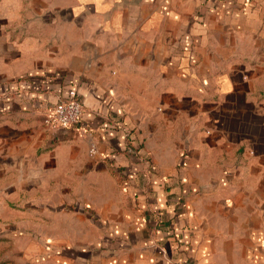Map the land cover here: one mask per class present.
<instances>
[{"label":"crops","instance_id":"crops-1","mask_svg":"<svg viewBox=\"0 0 264 264\" xmlns=\"http://www.w3.org/2000/svg\"><path fill=\"white\" fill-rule=\"evenodd\" d=\"M0 264H264V0H0Z\"/></svg>","mask_w":264,"mask_h":264},{"label":"built area","instance_id":"built-area-1","mask_svg":"<svg viewBox=\"0 0 264 264\" xmlns=\"http://www.w3.org/2000/svg\"><path fill=\"white\" fill-rule=\"evenodd\" d=\"M83 105L77 97L60 98L47 110L45 122L53 127L72 128L80 124Z\"/></svg>","mask_w":264,"mask_h":264},{"label":"trees","instance_id":"trees-1","mask_svg":"<svg viewBox=\"0 0 264 264\" xmlns=\"http://www.w3.org/2000/svg\"><path fill=\"white\" fill-rule=\"evenodd\" d=\"M75 97V96H74ZM132 132V131H131ZM131 132H129L130 134H131ZM130 134H128V136L129 137H127V139H126V144H127V146L128 147H130V148H132V150H134L135 151V153H137V155L139 156V157H141V158H143L145 161H148V159H147V157H144V154L141 152V147L140 146H136L134 143H135V141H136V138L135 137H131V135ZM130 137H131V139H130ZM149 162V161H148ZM118 166V165H117ZM113 168H117V169H122V167L120 166V167H114V166H112ZM115 170V169H114ZM114 170H112L113 172H114ZM150 174H151V167H150V164L148 165V167H147V172L144 174V175H148V176H150ZM127 178V177H126Z\"/></svg>","mask_w":264,"mask_h":264},{"label":"rangeland","instance_id":"rangeland-1","mask_svg":"<svg viewBox=\"0 0 264 264\" xmlns=\"http://www.w3.org/2000/svg\"><path fill=\"white\" fill-rule=\"evenodd\" d=\"M39 258H41V257H39Z\"/></svg>","mask_w":264,"mask_h":264}]
</instances>
